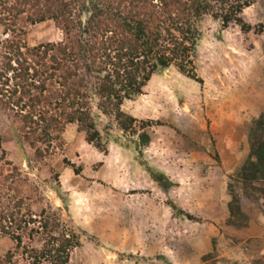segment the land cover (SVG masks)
Instances as JSON below:
<instances>
[{
	"label": "rangeland",
	"instance_id": "rangeland-1",
	"mask_svg": "<svg viewBox=\"0 0 264 264\" xmlns=\"http://www.w3.org/2000/svg\"><path fill=\"white\" fill-rule=\"evenodd\" d=\"M79 14L77 7L73 19ZM241 17L252 27L249 33L235 24L222 29L210 17L198 23L194 64L200 84L170 68L122 104L137 120L162 124L149 130L143 151L127 139L126 148L109 143L99 153L75 124L53 133L58 138L47 148L31 146L15 113L0 107V206L23 199L24 210L38 217L42 209L58 210L81 238L69 264H264V197L243 200L245 228L225 225L227 185L248 154L252 120L264 112V29L255 33L264 24V0H253ZM24 30L29 48L65 40L53 21ZM98 128L102 136L117 134L110 118ZM39 148L43 156L36 157ZM142 162L171 186L159 188ZM13 168L17 174L9 183L5 177ZM170 203L195 219L176 217ZM26 243L41 247L37 236ZM12 250V241L0 235V258ZM207 254L212 258L202 260Z\"/></svg>",
	"mask_w": 264,
	"mask_h": 264
},
{
	"label": "trees",
	"instance_id": "trees-1",
	"mask_svg": "<svg viewBox=\"0 0 264 264\" xmlns=\"http://www.w3.org/2000/svg\"><path fill=\"white\" fill-rule=\"evenodd\" d=\"M252 4L253 0H0V26L8 33L2 41L0 107L15 113L26 129L22 137L31 146L47 148L58 138L53 133L75 124L84 142L99 153L105 154L109 143L126 148L127 139L134 150L143 151L151 142L149 130L162 124L137 120L122 111V104L142 95L153 75L170 68L200 84L194 64L201 39L198 23L210 17L222 29L235 24L249 33L252 27L241 14ZM85 14L89 16L82 22ZM45 21H53L65 40L26 46L25 26ZM263 27L260 24L255 33ZM102 118L114 122L117 134L101 135ZM247 145L248 154L227 185L225 225L236 229L248 222L243 200L253 201L256 193L264 197V112L252 120ZM35 156H43L41 148ZM141 166L159 188L171 186L162 172L143 162ZM15 174L13 168L6 181L11 183ZM11 201L0 206V235L12 241L13 250L0 258V264H69L70 252L81 246V238L61 220L59 211L42 209L38 217L24 210L23 199ZM170 204L176 217L195 219ZM34 236L40 238V248L26 243ZM210 258L207 254L202 260Z\"/></svg>",
	"mask_w": 264,
	"mask_h": 264
},
{
	"label": "built area",
	"instance_id": "built-area-1",
	"mask_svg": "<svg viewBox=\"0 0 264 264\" xmlns=\"http://www.w3.org/2000/svg\"><path fill=\"white\" fill-rule=\"evenodd\" d=\"M8 39V33H0V41H5Z\"/></svg>",
	"mask_w": 264,
	"mask_h": 264
}]
</instances>
